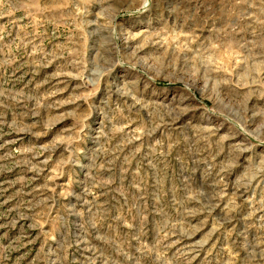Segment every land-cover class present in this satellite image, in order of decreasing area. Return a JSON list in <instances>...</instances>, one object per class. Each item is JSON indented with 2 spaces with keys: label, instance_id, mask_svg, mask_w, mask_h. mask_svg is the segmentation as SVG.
<instances>
[{
  "label": "rangeland",
  "instance_id": "obj_1",
  "mask_svg": "<svg viewBox=\"0 0 264 264\" xmlns=\"http://www.w3.org/2000/svg\"><path fill=\"white\" fill-rule=\"evenodd\" d=\"M0 264H264V0H0Z\"/></svg>",
  "mask_w": 264,
  "mask_h": 264
}]
</instances>
